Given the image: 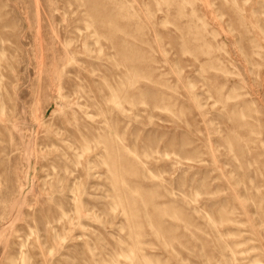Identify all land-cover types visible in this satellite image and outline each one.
<instances>
[{
    "label": "rangeland",
    "instance_id": "rangeland-1",
    "mask_svg": "<svg viewBox=\"0 0 264 264\" xmlns=\"http://www.w3.org/2000/svg\"><path fill=\"white\" fill-rule=\"evenodd\" d=\"M0 264H264V0H0Z\"/></svg>",
    "mask_w": 264,
    "mask_h": 264
}]
</instances>
